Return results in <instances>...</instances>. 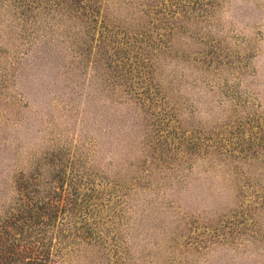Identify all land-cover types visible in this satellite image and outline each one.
Listing matches in <instances>:
<instances>
[{"label":"rangeland","instance_id":"rangeland-1","mask_svg":"<svg viewBox=\"0 0 264 264\" xmlns=\"http://www.w3.org/2000/svg\"><path fill=\"white\" fill-rule=\"evenodd\" d=\"M0 264H264V0H0Z\"/></svg>","mask_w":264,"mask_h":264}]
</instances>
